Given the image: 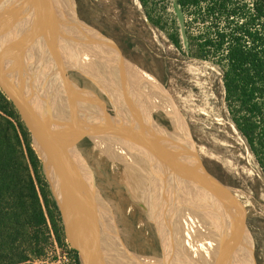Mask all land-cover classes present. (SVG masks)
I'll list each match as a JSON object with an SVG mask.
<instances>
[{
    "label": "rangeland",
    "instance_id": "rangeland-1",
    "mask_svg": "<svg viewBox=\"0 0 264 264\" xmlns=\"http://www.w3.org/2000/svg\"><path fill=\"white\" fill-rule=\"evenodd\" d=\"M3 1L8 6L15 2V0ZM19 1L22 2H18L15 8L31 20L33 17L32 8H35L36 4L35 1ZM248 1L251 2V0ZM65 2L67 5L63 3V0H51L50 11H46V13L43 11L46 15L43 14L45 16L39 22L34 20L33 24L40 28L36 47L41 58V66H43L46 75L48 92L45 104L51 115H55L59 133L66 130L67 134H63L64 137L66 136V140L61 136L66 145H70L71 150L77 151L79 141L78 135L74 133V130H80L81 133L86 134L89 132L91 136L96 137L95 132L92 131V128L96 129V122L102 120L104 122L113 121L115 118L111 105L107 100L108 98L101 94L102 91L99 92L97 89L98 84L95 75L89 70H84V62L80 57L77 58L76 50L81 51L82 54L83 51L87 53L89 57H85L84 61L91 65L98 63V65L109 68L113 67V64L120 65L119 63H122V61L128 63L131 70L127 72L125 82L131 85L133 83L136 90L139 89L140 91L141 89L140 92L143 93L144 97L149 96L147 101L148 106L149 104L151 105L150 110H148L152 120L150 124L153 128H160L158 132L157 130L154 132L157 138L153 137V140L156 141V144V139L160 141L158 136L160 131H163L164 137L178 135V137L183 138L181 144L175 143L165 152L162 164L159 163L160 168L158 169L159 174H163V180L167 183L165 188L167 189L166 199L161 204L164 205L167 216L171 215L172 212V228L168 232L173 237L189 244L191 247H187V249L197 252L201 256L203 263L211 264V258H218L215 246L204 237L196 219L187 212L189 209L197 210L201 218V224H203L204 212L202 209L207 208L206 201L210 202L211 200L209 199H212L204 195L207 190L203 187L205 178L198 161L200 154L211 174L209 180H206L215 187L219 194L224 190V186L234 187L246 202L250 210V222L240 230L246 231L248 234L249 240L247 243L255 263L264 264V166L260 162L261 154L258 155L251 149L247 139L235 124L223 84L222 67L214 57L213 59L199 58L194 56L189 50L187 39L183 33L185 15L181 11L177 0H148L147 6H144L140 0H65ZM40 4L45 3H37L39 7H41ZM147 12L155 20L160 18L157 25L150 21ZM61 14L67 17L70 24V33L78 42L66 38V34L69 37L71 34L66 33V27L62 28V24L56 22L55 18L52 17L54 15L61 16ZM48 16L50 17L49 19L47 18ZM7 20L6 18L2 22L0 21V36L4 37L5 46L9 47V35L14 36V34L7 24ZM29 20L27 21L30 23ZM13 26L15 31L19 33L20 36L17 39L20 40L24 35L21 36V29L18 28L17 24ZM198 27H201V24L199 26L193 24V33L199 32ZM177 30L182 38V50L175 46L169 38V34ZM56 33L65 36L63 38L71 42V46L74 49L71 50L68 45L67 48L65 47L72 57L67 58V61L63 57L64 53L61 50L64 46L59 45L57 42V39L58 41H62V39L57 37ZM16 41L14 42L18 46V50H22L23 42L20 40L21 43H17ZM60 41L59 43L65 45ZM79 41L86 42L87 47L80 48ZM122 47L127 49L129 56L125 55ZM98 51L101 52L104 58L98 55ZM18 52L21 55V52ZM22 53L24 54V52ZM82 54L81 56L84 55ZM74 60L79 63V66ZM132 68L137 69L134 70ZM53 74L57 82H59L58 78L62 77L71 83L69 85V95L74 97L71 104L66 99L68 91L66 89H57L53 86L54 83H51ZM142 78L149 85H144ZM37 84H40V80ZM154 86H156V89ZM86 90H88L87 93ZM0 91L2 92L1 89ZM83 94L84 96L87 94L88 97L81 96ZM96 94L99 95L103 104L99 102ZM80 96L84 98H80ZM7 100L10 102L8 98ZM11 108L16 114L17 121L23 125L30 147L39 160L38 173H34L33 170L32 172L34 178L40 180V185L45 193L41 200L47 215L49 232L45 241L41 244L40 254L31 255V259L35 264H76L77 259L82 264L78 253L71 247L70 241L66 238L59 212L54 206L46 176L41 166L39 155L32 145L29 131L16 108L12 105ZM63 112H65V115L60 121V114L62 115ZM90 121H94L95 125L92 126ZM127 123L126 120H123L121 128H126ZM129 124L130 126L133 125V121L129 120ZM60 128L63 130L60 131ZM69 129L71 130L68 132ZM126 129L131 132L130 128ZM94 139L97 141L93 144L95 146L91 147L93 155L90 151L88 158L95 164L96 170L105 181L102 184V189L112 192L111 194L113 192L117 195L119 194L120 207L126 213L128 212L131 217L135 218L134 220L140 225L131 224L128 220L126 223H122L125 227H122L120 223V228L126 231L127 237L122 239L118 235L119 233H114L113 238L116 240V244L137 264H162L155 260L154 252L156 251H152L151 247L145 244L148 241L149 243H154L153 240L163 238L161 232L152 226L146 218L147 215H150L154 221L157 219L158 223L159 220L163 219L160 210L154 209L153 202L143 193L148 186L145 178V176H148V171L143 167L147 161L136 152L135 154L145 161L142 162L140 167L133 165L132 158H129V161L115 159L109 153L102 152L99 149L101 143L97 137ZM192 140L197 145L198 156L195 152H188L186 149V145H190L189 141ZM68 149L70 150L69 147ZM110 150H112V146ZM117 150L125 158V149L120 146ZM175 154L179 157L183 155L182 160L187 164L186 168H184L185 182L182 181L183 179L179 180L180 178H178L177 174L170 169L175 162ZM186 159L190 160V162L186 161ZM160 160L161 158L157 161ZM192 162L194 164L191 165ZM217 166H220L221 170ZM160 169H162V174ZM195 169L198 171L197 177H195ZM215 173L222 175L225 182L220 180ZM132 181L133 185H138L139 182L144 184V188L139 190L138 196L135 193L136 191L133 190ZM172 183H175L177 187H174ZM140 187L138 186L137 188ZM155 187L160 189V185ZM129 193L130 195H128ZM151 193L155 197L160 196L157 189H151ZM132 194L137 196L133 197L137 201L136 206L123 202L124 199L132 203L128 199L133 196ZM121 198L123 199L121 200ZM222 200L225 199L221 198L219 202H225ZM156 201L160 202L159 199ZM173 206H175V209H172ZM168 208H171V210ZM142 209H145L146 213ZM120 211L121 213L123 212L122 210ZM95 212H98V210ZM141 218L143 221H141ZM97 231L110 235L106 233L107 229L104 226L98 228ZM165 233L166 231L164 235ZM89 237L91 243H87L88 246L94 249L99 259H103L101 253L104 251L105 243L100 241L95 231L89 232ZM208 252H210L211 258ZM186 253L185 255L189 257L188 252ZM183 256L184 254L180 256L181 259ZM103 260L106 262L107 259ZM234 262L240 264V257H237Z\"/></svg>",
    "mask_w": 264,
    "mask_h": 264
},
{
    "label": "trees",
    "instance_id": "trees-1",
    "mask_svg": "<svg viewBox=\"0 0 264 264\" xmlns=\"http://www.w3.org/2000/svg\"><path fill=\"white\" fill-rule=\"evenodd\" d=\"M140 1L144 6L149 3ZM177 3L185 15L183 33L189 50L199 58L214 57L222 67L235 124L251 149L261 154L264 166V0ZM148 16L154 25L160 21ZM193 24H201L198 33H193ZM178 32L169 38L182 50ZM11 105L0 91V264H35L31 255L40 254L49 232L41 200L45 193L33 176L39 160ZM216 176L225 182L222 175Z\"/></svg>",
    "mask_w": 264,
    "mask_h": 264
},
{
    "label": "water",
    "instance_id": "water-1",
    "mask_svg": "<svg viewBox=\"0 0 264 264\" xmlns=\"http://www.w3.org/2000/svg\"><path fill=\"white\" fill-rule=\"evenodd\" d=\"M10 6V9L12 8L11 10H13L14 13L12 15H9L11 21L16 22L17 19L20 18V21L22 19V22L25 23L24 25L30 32L29 42L31 43V45L30 47H28V50H30V60L25 59L24 54L22 53L23 50H18V48L15 47L14 44L10 45L11 43H13V40L10 39L8 53H6L7 55H5V52L3 53V50H0V89L6 95V97L14 104L15 108L19 112L21 119L24 121L27 129L31 133V141L33 147L39 154V157L44 161L47 170V175L51 180L55 195L61 207L65 221L67 223L66 234L68 240L70 241L71 247L73 249H77L80 252L83 264H107V260L105 262L103 259H99L96 256V252L94 251V249H92V247H89L88 244L84 242L82 237L80 238L78 234L79 226L77 225L75 219L72 217L75 216L76 211L73 212V209L69 204V197L67 196L66 189L62 186L60 187L55 184L53 169L55 159L50 157L48 153L49 147L47 148V143L43 141L44 136L47 135L44 133H46L51 126L49 121L51 115L45 105L46 96L48 92L46 84V75L43 70V66H41V58L35 45L38 39L40 28L34 26L33 22L29 23L27 21L29 20V18L21 14L17 10V8H15L12 4ZM0 18L2 21H4L2 11H0ZM18 51L21 52V55H19L20 53ZM20 59H23L26 64L23 65ZM39 80L42 86L41 88H39V91H36V88L38 87L37 83ZM46 114H48L47 118L44 117V115ZM120 129L121 130L119 131H116L114 129H106L104 133L107 132L106 136H116L118 134H123L125 139L133 143L132 145L129 144V146L125 144L126 147H130L129 149H131L134 153L136 152L140 154L149 163L157 161L165 154L168 149L171 148V146H173V144L177 142H182L183 140L182 138L177 136H166L162 140L157 141V145L154 146V150L149 154L145 151L142 137L136 136L135 133H133L132 131L130 132L126 128ZM70 130L71 129H69L68 132ZM74 133L78 135V141L81 145L87 142L96 143L97 141L96 139H94L96 137L91 136V133L89 132H87L86 134L81 133L80 130H74ZM60 134L64 138V140H66V136L64 137V135L67 134L66 130H63V132H60ZM102 135L104 136L105 134ZM193 143L195 144L194 141ZM66 146L68 149L69 145ZM195 147H197V145H195ZM198 161L201 165V171L204 175V178L209 180L211 174L209 173L205 161L200 154L198 156ZM218 181L223 184V182H221L220 180ZM206 195L210 198V196L212 195L210 189H207ZM209 206V210L206 211L204 214L206 215L211 225L215 228V230H217L219 240L221 241L224 247V253L222 252V254L217 255V257H219L217 258L218 260L214 257L211 258V254L210 252H208L209 257L212 259V261H210L212 262L211 264H230L231 262L233 264H237V262H234L233 259L234 256L239 257V246H242V249H245L241 250V252L246 254V256L243 255V257L241 258L243 261H241L240 264H245L247 262L256 264L255 260L253 259L250 253L249 245L247 244L245 239L241 243H237L236 241L233 247L227 246V243H225L224 238L221 236V234L227 232L232 233L234 235H238V231L227 222H224L223 224H218L219 226L215 225L212 219L213 212L211 209V205ZM142 211L145 212V209H142ZM70 220H72V223L76 225L73 226ZM149 222L152 226L156 227V229L160 231L161 235L163 236V238L154 240L158 242L148 243V241L145 243L146 245L151 247L152 251H156L154 252L156 258L155 260L162 264H205V262L203 263L201 256L198 255L197 252H193L191 248V250L187 249V247H191L189 246V244H186L182 240L173 237V235L168 232L172 228V212L171 215H168L167 218H165L163 221H159V223L158 221H155V223L151 221ZM165 231L166 233L164 235ZM186 252H188L189 257L185 255L187 254ZM134 253L136 254L135 251ZM157 253H160V255L158 256ZM182 254H184V256L181 259L180 256H182ZM225 254L229 256L230 263L225 258Z\"/></svg>",
    "mask_w": 264,
    "mask_h": 264
},
{
    "label": "flooded vegetation",
    "instance_id": "flooded-vegetation-1",
    "mask_svg": "<svg viewBox=\"0 0 264 264\" xmlns=\"http://www.w3.org/2000/svg\"><path fill=\"white\" fill-rule=\"evenodd\" d=\"M45 1H48V0H45ZM19 22H21V21L19 20ZM7 24L10 26V29L12 32L15 31L13 25H15L16 22L8 20ZM21 24H23V23L21 22ZM9 39H10V37H9ZM12 44H14L15 47H18L15 43H11L10 45H12ZM30 45H31V43L28 42L27 46L30 47ZM61 50L64 53L63 57L67 61L71 57L70 53H68L69 51H67V49L65 47L62 48ZM28 51H30V50H28ZM20 60H21L23 65L26 64L23 59H20ZM74 62H76V61L74 60ZM76 64L79 66L78 62H76ZM58 80H59V82L56 81V77L53 74L52 79H51V83L56 84L57 89L58 88L59 89H66L68 91V93H67L68 95H67L66 99L69 100V104H71L72 101L74 100V97L69 95V85H71V83L67 82L62 77L58 78ZM97 84H98L97 85L98 91L99 92L102 91L101 94H103L106 98H108L107 100L109 101V103L111 105V108L113 110V115L115 117L113 121H105L104 122L102 120L100 122H96V124H97L96 129L92 128V131H94L95 134L100 132V131H102V134H105L104 136L102 135L104 137V141H102L99 149L104 153H107V154L109 153L110 156H112L115 159L129 161V158L130 159L132 158L133 159V162H132L133 165L135 163L136 164V166L134 165L135 167H140L142 162H145V161L142 158H140L139 156H137L131 149H129L130 147H126V145H124V144H127L129 146V143L131 145L133 143L126 141L127 139H124L123 134L122 135L118 134L116 136H113V135L112 136L111 135L106 136L107 132L104 133V131H105V129H107V130L108 129H114L116 131H119V130H121L120 126L123 122V118L125 120L129 119V120L133 121L134 125L130 126V124L127 123L126 128H130V130L133 133H135L136 136L142 137L143 146L145 148V151L150 154L154 150V146L151 145V141L149 138V136H151V133L149 132V130H150L149 125H150L152 120L150 119V111H148V110H150L151 105L149 104V106H148L147 98L144 97L143 93H141V92L139 93V100H136V101L133 100V98L135 97V94L133 93L132 88L135 89L134 87H132L130 89V91L125 90L124 91L125 93H123V92H119V91H114L108 84H106L104 82L97 81ZM87 91L88 90H86V93H87ZM128 95L132 98H130ZM81 96H84V94ZM81 96H80V98H84L85 96L88 97L87 94L84 97H81ZM96 96H97L99 102H101V104H103V101L100 99L99 95L96 94ZM135 99H137V98L135 97ZM140 100H141V102H140ZM13 106H14V104H13ZM18 114H19V112H18ZM50 115H51V112H50ZM64 115H65V112H63L62 115L60 114V116H61L60 121L64 118ZM19 116H20V114H19ZM135 118H137L138 124L141 123V127H136L137 123L135 121ZM147 118L149 120L148 121L149 125L147 122ZM119 122H120V124H119ZM23 123H24V121H23ZM50 124H51L50 129L52 128L54 130L53 133L55 134L56 139L62 138L58 129H57L56 118H55L54 114L51 115V123ZM24 125H25V123H24ZM109 125H111V126L109 127ZM25 127H26V125H25ZM159 129H160L159 127L153 128V130H157V132ZM60 131H62V130H60ZM29 134L31 137L30 131H29ZM162 134H163V131L162 132L160 131L158 133L160 140L163 139ZM108 139H110V140H108ZM93 144H95V143L87 142V143L82 144V145L77 144V151H74L73 149L71 150V146L69 145L70 150H67L66 152L63 151L62 154L60 153V155H62L66 161H69L70 163L73 162L74 164H76V166L73 163L71 164L72 165V171H70L69 173L67 172V170L64 166V163H63V160L61 159V156L59 154H56V156L54 157L53 153H51V154L49 153L51 158H54V159L57 158V160L55 159V163L53 165L54 180H55V184L57 186H60V187L62 186L66 189L67 196L69 197V204L72 207L73 212L76 211L75 216H72V215L71 216L75 219L77 225L79 226L80 230L78 229V231H79L78 234L80 237L83 238L84 242L85 243H91L90 237H89V232L95 231L96 233L100 234L101 231L98 232L97 229L102 228V226H104L107 229L106 233H109L110 235L107 238L106 237L107 235L105 233L101 232L102 234L105 235V236L103 235V237L104 238L106 237L105 240H102L103 243H115L116 240L113 238L114 233H119L121 238L127 237L126 233H125L126 231L123 228H120V223H121L122 227H125L122 225V223L123 222L126 223L127 220L130 221L131 224H137V226H140V225L137 223V221L134 220L135 218L131 217V215H129L128 212L126 213L125 210L120 207V200H119L120 198L118 196L119 194L117 195L115 192H113V194H111L112 192H110V191L107 192V191H104L102 189L103 188L102 184H104L105 181L103 180V177L96 170L95 164H93L92 160L90 158H88L89 157L88 154H90V151L93 148L92 146H95ZM120 144L123 145L122 147H124V149L126 151V154L124 155L125 158L120 154L119 150H117L121 146ZM52 145H54L53 140L51 142V146ZM54 146H56V145H54ZM111 146H112V150H110ZM56 148L58 149L59 147H56ZM67 152H69V153H67ZM91 154L93 155L92 151H91ZM58 156H60V157H58ZM39 159H40L41 166H42L43 171H44L45 176H46V181H47L49 189H50V193H51V196L53 199L54 206L57 208V210L59 212V215H60V218L62 221V227H63V230L66 234L67 223L65 221L61 207H60L59 202L57 200V197L55 195L51 180L47 175V170H46L44 161L40 157H39ZM162 159H163V156L161 157L160 161H154L151 163L147 162L143 166L148 171V176H145V178L147 179V182H148V186L145 189V191H143V193H145L147 198L148 199L150 198V200L153 202V204H154L153 208L160 210V212L162 213L161 216L163 218L162 219V221H163L165 218H167V213H166L164 205L160 204V202L162 203L164 201V199H166V193H165V191H161L160 193L162 196H159V197H155L151 193V189H157L155 186H156V183L158 185V180L162 181L161 185L164 189L167 187L166 181L163 180V177L159 174V170H158L160 168L159 167L160 164H162ZM153 165H155L154 168H153ZM79 166H80V170H79ZM74 170L79 172V173L73 174L72 172L75 173ZM67 174L69 175V178H68ZM66 175H67V177H66ZM80 176L82 177V179L84 177L83 181L81 180ZM72 177H74V178H72ZM77 177H79V178L77 179ZM74 179H77V180H74ZM77 182H78V184H77ZM78 185H81V186H78ZM132 185H133V181H132ZM143 185H144L143 183L139 182L138 185L134 184L132 186L133 190L136 191L135 193H137V196L139 194V190H141V188L142 189L144 188ZM172 185L174 187H177V185L175 183H172ZM138 186H141V187L137 188ZM111 188H113V187H111ZM82 192H83V195H82ZM128 195H130V193ZM132 195L133 196H130L131 198L128 196L129 197L128 199L131 200L132 203H130V201H128V200L125 201L123 198H121V200L123 199V202L124 203L126 202V204H130V205L134 204L136 206L137 201L133 197H137V196H134V194H132ZM123 196H125V195H123ZM86 197H88V198H86ZM158 199L162 200V201H160V202L156 201ZM99 208L101 210L100 212H99ZM151 209H152V206H151ZM96 210H98V212H95ZM120 210H122L123 212L121 213ZM102 211H105V212H102ZM112 211H114V212L112 213ZM148 217H150V218H148ZM146 218L153 223H155V221L157 220L155 218L156 220L154 221L150 215H147ZM90 219L92 220V222H89V221H91ZM141 221H143L142 218H141ZM159 221H161V220H159ZM70 222L73 226L76 225V224L72 223L73 222L72 220H70ZM109 223H112V224H109ZM66 238H67V234H66ZM124 241H126V240H124ZM155 242H158V241H154V243ZM74 250L78 253L80 260L83 264V261H82L81 256H80V252L77 249H74ZM112 252H114V249L110 248V246L108 245L106 250L103 251V253H101V256L103 259L108 260L110 254ZM157 255L159 256L160 253H157Z\"/></svg>",
    "mask_w": 264,
    "mask_h": 264
},
{
    "label": "bare ground",
    "instance_id": "bare-ground-1",
    "mask_svg": "<svg viewBox=\"0 0 264 264\" xmlns=\"http://www.w3.org/2000/svg\"><path fill=\"white\" fill-rule=\"evenodd\" d=\"M6 1V0H5ZM35 1V8H32L33 9V17L31 18V20H29L31 23L35 20V21H40L41 20V18L43 17V16H45L46 14V11L48 12V11H50V8H51V0H48V1H45V0H34ZM18 2L20 3V2H22V1H19V0H15V2H13L12 3V5H14V7H16V5L18 4ZM38 2H44L45 4H40L41 5V7H39L38 5H37V3ZM7 3V2H6ZM10 3V2H9ZM63 3L64 4H66V2H65V0H63ZM11 4V3H10ZM67 5V4H66ZM20 6V5H19ZM37 6V7H36ZM0 11H2V15H3V18L4 19H8L9 21H11V19H10V17H9V15H12V14H14L13 13V11L10 9V6H8V5H5V3H4V1H0ZM26 11V10H25ZM43 11H45V13L43 12ZM28 12V11H27ZM31 12V11H30ZM28 14V13H27ZM43 14H45V15H43ZM6 17V18H5ZM52 17H54L55 18V21L56 22H58V23H60V24H62L61 25V27L63 28V27H66V30L65 31H67L66 33H68L69 35L71 34L70 33V29H69V27H70V24L68 23V19H67V17L65 16V15H62L61 14V16H52ZM48 19L50 18L49 16L47 17ZM46 19V18H45ZM8 20H7V22H8ZM19 20H20V18L19 19H17L16 20V24H17V26H18V28L19 29H21V36L22 35H24V37H22V38H20V40L23 42V46H22V52H24V57H25V59L26 60H30V54H29V51H28V46H27V44H28V42H29V40H30V32H29V30L27 29V27L24 25V24H21V22H19ZM44 20V19H43ZM0 21L2 22V20H1V18H0ZM44 22H45V20H44ZM36 25V24H35ZM45 25H47V24H45ZM76 28V27H75ZM69 31V32H68ZM40 32V31H39ZM13 34H14V36H12V35H10L9 37H10V39H12L13 40V43H15L14 41H16L17 43H19L20 42V40H18L17 38H19L18 36H20L19 35V33L17 32V31H13ZM57 34V33H56ZM54 35V34H53ZM58 36L57 37H59L60 39H62V41H60V42H62L63 44H65V45H62L61 43H59V41H58V39H57V42H58V44L59 45H61V46H64V47H70V49L71 50H74L73 49V47L71 46V42H69V41H66L63 37H65V36H61V35H59V34H57ZM68 35L66 34V38H68V39H70V40H73V41H77L78 42V40L71 34L70 35V37L68 36ZM4 37H1L0 36V50H3V53L5 52V55H7L6 53H8V48L9 47H6L5 46V39H3ZM54 39V38H53ZM87 40V39H86ZM90 40V39H89ZM91 42V41H90ZM21 43V42H20ZM72 43H74V42H72ZM86 43V42H85ZM85 43H83L82 41H79V45H80V48L81 47H87V45L85 44ZM88 44V43H87ZM68 45V46H67ZM96 45V44H95ZM99 46H100V44H99ZM89 48V47H88ZM87 49V48H86ZM90 49V48H89ZM91 50V49H90ZM76 52H77V58L78 57H80V59L84 62V67L86 68H84V70H86V71H91L92 72V74L93 75H95V78H96V80L97 81H101V82H104V83H106V84H108L114 91H119V92H123V93H125L124 91L126 90H128V91H130V89L132 88V87H134L135 85L132 83V85L131 84H126V82H125V79H126V76H127V72L128 71H130L131 69V67L128 65V63H126V62H123L122 61V63H119L120 65H118V64H113V67L111 66V67H109V68H107V67H103L102 65H98V63H96V64H90V63H87L86 61H84V59H85V57H89L88 55H87V53H84V51H83V54H82V52L80 51L79 52V50L77 51L76 50ZM85 52H86V50H85ZM81 54L83 55V56H81ZM92 55V54H91ZM90 55V56H91ZM98 55L100 56V57H103L104 58V56L101 54V52H99L98 51ZM97 56V55H96ZM118 58V57H117ZM125 61V60H124ZM83 68V67H82ZM132 69H137V68H132ZM139 71V70H138ZM147 76V75H146ZM102 77V78H101ZM104 78V79H103ZM145 78V77H144ZM144 78H142L143 80H144ZM139 79V78H138ZM127 80H129V79H127ZM153 80V79H152ZM133 81V80H132ZM135 81H137V80H135ZM146 80H144L142 83L144 84V85H147L148 84V82H145ZM112 84V85H111ZM149 85V84H148ZM41 84H38V87L36 88V91H39V88H41ZM53 86L56 88L57 86H56V84H53ZM147 87V86H146ZM155 87V89H156V86H154ZM145 88V87H144ZM154 89V90H155ZM158 89V88H157ZM132 90H133V93L135 94V97L137 98V99H135V97L133 98V100L134 101H136V100H139V93H140V91H139V89L138 90H136V89H133L132 88ZM141 90V89H140ZM150 92H151V90H149ZM156 91V90H155ZM122 93V94H123ZM149 93V92H148ZM148 93H146V94H148ZM152 93V92H151ZM156 93V92H155ZM162 93V92H161ZM145 94V93H144ZM150 94V93H149ZM153 95V94H152ZM157 95V94H156ZM129 96V95H128ZM130 97V96H129ZM149 96H147L146 98H148ZM156 97V96H155ZM163 97V96H162ZM130 98H132V97H130ZM152 98H154L153 96H152ZM166 102V101H165ZM170 108H171V106H170ZM166 110H168V109H166ZM170 113H171V111H170ZM47 115V116H46ZM46 115H44V117L45 118H47L48 117V114H46ZM51 119V118H50ZM49 119V121H50V123H51V120ZM171 119V118H170ZM123 120H125L124 118H123ZM129 119H127L126 121L128 122V124H129V121H128ZM135 121H136V127H141V123H139L138 124V122H137V118H135ZM134 121V122H135ZM91 122V125L93 126V125H95V122L94 121H90ZM175 122V121H174ZM123 123V122H122ZM171 123H172V120H171ZM119 124H120V122H119ZM122 125V124H121ZM133 125H134V123H133ZM176 126H177V124H176ZM150 130H149V132L151 133V136H149V138L151 139V137H152V140H151V144L153 145V146H155V145H157L156 144V141H154L153 140V137H156V135L154 134V132L156 131V130H153V126L150 124ZM120 128H121V126H120ZM125 128V127H124ZM53 129L51 128V129H49V130H47V132L46 133H44V134H47V135H43L44 136V142H46L47 143V148H48V153H53V155H54V157L56 156V154H59L60 155V153L62 154L63 153V151L64 152H66L68 149H67V146H66V143H64L65 141L63 140V138H57L56 139V137H55V134L53 133ZM176 132V131H175ZM182 133V132H181ZM155 135V136H154ZM163 135V137L165 136L164 134H162ZM176 135H177V132H176ZM96 137H97V139H98V141L100 142V143H102V141H104V137L102 136V132L100 131V132H98V133H96ZM177 137H178V135H177ZM180 137V136H179ZM182 137V136H181ZM109 138V137H108ZM157 138V137H156ZM155 138V139H156ZM54 141V145H56V146H54V145H52L51 146V142H52V140ZM106 139V138H105ZM116 139V138H115ZM183 139V138H182ZM186 139V138H185ZM108 140H110V139H108ZM157 141H158V139H156ZM159 140H160V137H159ZM128 141V140H127ZM106 142V141H105ZM155 144H154V143ZM124 143V142H123ZM130 144V143H129ZM177 144H181V142H177ZM189 144L190 145H186V149H187V151L189 152H195V154L198 156V153H197V148L195 147V144L193 143V141H189ZM121 145V144H120ZM125 145V144H124ZM121 146H123V145H121ZM56 147H59L58 149L56 148ZM124 148V147H123ZM67 153H69V152H67ZM52 155V156H53ZM61 156V159L63 160V163H64V166H65V168H66V170H67V172L69 173L70 171H72V163L73 162H69V161H66L65 159H64V157L62 156V155H60ZM60 156H58V157H60ZM193 156H194V154H193ZM56 160H57V158H55ZM67 159V158H66ZM183 159V155H182V157H179V156H177L176 154H175V162L173 163V165L170 167V169L172 170V171H174L175 172V174H177V176H178V178H180L179 180H182V181H184L185 182V172H184V168H186V166H187V164H186V162L184 161V160H182ZM194 159V158H193ZM59 160V159H58ZM69 160V159H68ZM72 160V159H71ZM70 160V161H71ZM186 161H189L190 162V160H188V159H186ZM74 164V163H73ZM141 164V163H140ZM139 164V165H140ZM192 164H194V162H192L191 163V165ZM75 166H76V164H74ZM80 165V164H79ZM134 165L136 166V164L134 163ZM156 165V164H155ZM189 166V165H188ZM194 166V165H193ZM192 166V167H193ZM82 167V166H81ZM160 167V166H159ZM195 167V166H194ZM197 167V166H196ZM64 168V167H63ZM64 170V169H63ZM79 170H80V166H79ZM75 171V170H74ZM83 171V170H82ZM195 171H196V173H195V177H197L198 176V171L195 169ZM191 172V171H190ZM73 174H76V173H79V172H77V171H75V173L74 172H72ZM89 173V172H88ZM160 173L162 174V169H160ZM68 175V174H67ZM67 175H66V177H67ZM163 175V174H162ZM161 175V176H162ZM166 175V174H165ZM75 176V175H74ZM83 176V175H82ZM167 176V175H166ZM65 177V178H66ZM81 177V176H80ZM165 177V176H164ZM68 178H69V175H68ZM72 178H74V177H72ZM79 177H77V179H78ZM90 178V177H89ZM169 178V177H168ZM177 178V177H176ZM77 179H74V180H77ZM83 179H84V177H83ZM83 179H82V177H81V180L83 181ZM165 179H166V177H165ZM190 179V178H189ZM80 180V179H79ZM88 180V179H87ZM256 181V180H255ZM260 181V180H259ZM76 182V181H75ZM87 182V181H86ZM161 182L162 181H159L158 180V186L160 185V189H158V191H159V193L161 192V191H165V193L167 192V189H164L163 187H162V185H161ZM258 183V182H257ZM77 184H78V182H77ZM87 184V183H86ZM156 185H157V183H156ZM78 186H81V185H78ZM77 186V187H78ZM90 187V186H89ZM203 187L205 188V190H207V189H210V191H211V196H210V198H212V199H209V200H211L210 202L209 201H206V206H207V208H203L202 209V211L205 213L206 211H208L209 210V205H211V209H212V212H213V217H212V219H213V221H214V224L215 225H217V226H219L218 224H223L224 222H227V223H229V224H231L232 226H233V228H235L237 231H238V235H234V234H232V233H223V234H221V236L224 238V241H225V243H227V246H232L233 247V245L236 243V241H237V243H241L242 241H244V239H245V241L246 242H248V240H249V238H248V234L246 233V231H241L242 229V227L243 226H246V224H248L249 222H250V210H249V208H248V206H247V204H246V202L243 200V198L241 197V195L239 194V192L234 188V187H227V186H224V190L222 191V192H220V194H219V192L215 189V187L210 183V182H208L206 179H204V184H203ZM239 188V187H238ZM197 189V188H196ZM85 191V190H84ZM96 191V190H95ZM199 192V191H198ZM220 195V197H219V195ZM82 195H83V192H82ZM89 195V194H88ZM87 195V196H88ZM92 195V194H91ZM204 195H206V193H204ZM160 196H162L161 195V193H160ZM177 197V196H176ZM86 198H88V197H86ZM178 198V197H177ZM209 198V197H208ZM207 198V199H208ZM225 199V200H222V201H225V202H219L220 201V199ZM194 202V201H193ZM219 203H222V204H219ZM165 204V203H164ZM167 205V204H166ZM212 205H215V206H212ZM168 209H170L171 210V208H168ZM172 209H175V206H173L172 207ZM88 211V210H87ZM101 210H100V208H99V212H100ZM175 211V210H174ZM102 212H104V211H102ZM188 213H190V215H192L193 216V218L194 219H196V222H197V224L199 225V228H200V230H201V232H202V234L204 235V237L211 243V244H213L214 246H215V248H216V252H217V255H219V254H222V252L224 253V247H223V245H222V243H221V241L219 240V236H218V232H217V230H215V228L211 225V223L209 222V220H207V217H206V215L204 214V216H203V219H204V223L203 224H201V218H200V216H199V212L197 211V210H194V209H192V210H188L187 211ZM113 213V212H112ZM177 213H178V211H177ZM89 218V217H88ZM91 220V219H90ZM89 222H92V220L91 221H89ZM109 224H112V223H109ZM91 226V225H90ZM93 227V226H92ZM241 229V230H240ZM245 230V229H244ZM97 235H98V237L100 238V241H102V240H105V238L107 237L108 238V235L104 238L103 237V235L104 234H102L101 232H100V234H98V233H96ZM119 235V234H118ZM105 236V235H104ZM220 236V237H221ZM81 238V237H80ZM123 239V238H122ZM117 242L115 241V243H108V245L110 246V248H112V249H114V252H112L111 254H110V256H109V259L107 260V263L108 264H137L128 254H126L125 253V251L123 250V249H121V247H119V245L118 244H116ZM107 243H105V245H106ZM248 244V243H247ZM108 245H106V246H104V251L106 250V248L108 247ZM237 250H238V248H237ZM241 250H245V249H242V246L240 247L239 246V250H238V256L240 257V262L239 263H241V261H242V257H243V255H245L246 256V254H244L243 252H241ZM243 253V254H242ZM248 255V254H247ZM219 258V257H218ZM225 258L227 259V261H229V256L227 255V254H225ZM237 259V257L236 256H234V259H233V261H235ZM220 262V261H219ZM226 262V261H225ZM229 263H230V261H229ZM230 264H233L232 262L230 263ZM246 264H249L248 262L246 263Z\"/></svg>",
    "mask_w": 264,
    "mask_h": 264
}]
</instances>
